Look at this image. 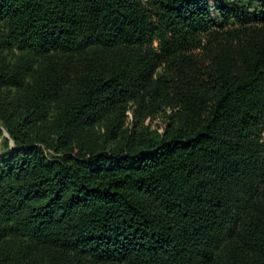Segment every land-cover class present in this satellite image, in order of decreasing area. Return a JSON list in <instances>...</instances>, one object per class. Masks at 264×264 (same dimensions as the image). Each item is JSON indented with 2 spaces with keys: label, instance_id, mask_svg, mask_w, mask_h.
Here are the masks:
<instances>
[{
  "label": "trees",
  "instance_id": "16d2710c",
  "mask_svg": "<svg viewBox=\"0 0 264 264\" xmlns=\"http://www.w3.org/2000/svg\"><path fill=\"white\" fill-rule=\"evenodd\" d=\"M213 1L0 0V264H264V0Z\"/></svg>",
  "mask_w": 264,
  "mask_h": 264
},
{
  "label": "rangeland",
  "instance_id": "374dc122",
  "mask_svg": "<svg viewBox=\"0 0 264 264\" xmlns=\"http://www.w3.org/2000/svg\"><path fill=\"white\" fill-rule=\"evenodd\" d=\"M210 3V14L212 18L217 17V12L215 9V3L213 0H209ZM134 104L132 107H128L125 112V118H124V127H127L128 129H139L144 126H148L150 128H156L159 132H161L165 126V114H169L171 112V109H166L165 112H160V114L154 116H144L142 113H138L136 117V113L134 112ZM3 136L9 138L7 132L3 130ZM10 147L13 148V142L10 140ZM4 150L1 146V140H0V153H3Z\"/></svg>",
  "mask_w": 264,
  "mask_h": 264
}]
</instances>
